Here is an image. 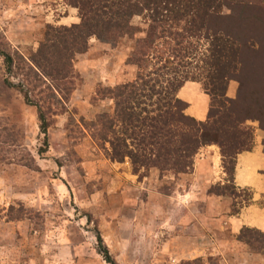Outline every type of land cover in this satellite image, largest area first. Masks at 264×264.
<instances>
[{
	"label": "rangeland",
	"instance_id": "rangeland-1",
	"mask_svg": "<svg viewBox=\"0 0 264 264\" xmlns=\"http://www.w3.org/2000/svg\"><path fill=\"white\" fill-rule=\"evenodd\" d=\"M63 1L0 0V47L29 62L47 24L68 25L59 23L66 12ZM223 13L229 10L223 8ZM131 24L134 37L115 45L90 38L87 50L74 55L72 83L57 82L59 88L52 83L53 93H39L44 86L31 89V103L5 83L0 57V264H110L98 251L97 233L116 264H238L228 251L209 255L198 250L228 240L226 229L207 236L203 226L193 230L196 220L190 216L180 222L193 210L174 192L188 186L186 178L172 172L161 177L156 167L135 174L128 158L110 160L93 136L96 117L113 105L108 98L97 100L96 89L135 76L128 55L146 25L140 16ZM198 43L202 52L207 42ZM17 64L14 71L26 70ZM258 72L261 76L264 66ZM21 76L10 81L22 84ZM38 108L46 118L45 134L39 129ZM244 126L252 141L256 129L264 131L257 119H247ZM236 192L238 207L248 192ZM205 205H195V213L199 208L204 214ZM258 252L264 254V249Z\"/></svg>",
	"mask_w": 264,
	"mask_h": 264
},
{
	"label": "trees",
	"instance_id": "trees-1",
	"mask_svg": "<svg viewBox=\"0 0 264 264\" xmlns=\"http://www.w3.org/2000/svg\"><path fill=\"white\" fill-rule=\"evenodd\" d=\"M65 3L77 9L78 22L47 24L30 63L21 56H16V60L8 48L0 47L7 74L5 83L18 89L28 103L32 102L31 89L44 86L39 93L45 90L53 93L52 83H72L74 55L87 50L90 38L112 45L125 36L132 38L136 28L131 20L140 16L146 25L144 34L134 38L128 55V61L136 66L135 76L113 87L96 89L97 100L108 98L113 105L110 112L96 117L93 136L110 160L128 158L133 173L138 175L141 170L145 175L152 167L160 175L190 172L198 150L205 144H216L226 180L210 186L208 193L229 195L233 198L231 213L237 214L243 204L236 207L234 201L239 196L233 183L235 157L250 149L253 142L244 123L257 119L264 129V73L260 76L258 72L264 66V24L260 22H264V0H65ZM223 8L229 13L224 14ZM253 12L256 15L251 18ZM202 39L207 46L199 52L198 41ZM17 62L26 70L14 71L15 64L20 68ZM19 73L23 83L13 84L10 77ZM231 80L238 84L234 98L226 95ZM186 81L199 82L210 97L204 121L184 112L187 103L177 96V91ZM60 89L64 93L65 88ZM38 117L39 129L45 134L47 122L40 108ZM208 133L216 136L215 140ZM206 137L209 141H205ZM247 192L244 204L251 199ZM96 237L98 251L105 261L116 264L99 233ZM237 239L252 250L264 249V232L259 229L244 226Z\"/></svg>",
	"mask_w": 264,
	"mask_h": 264
},
{
	"label": "crops",
	"instance_id": "crops-1",
	"mask_svg": "<svg viewBox=\"0 0 264 264\" xmlns=\"http://www.w3.org/2000/svg\"><path fill=\"white\" fill-rule=\"evenodd\" d=\"M63 4L66 12L58 22L68 25L77 23L79 20L77 9L66 5L64 1ZM236 90L237 82L234 80L229 81L226 95L234 98ZM177 96L187 103L184 110L187 115L198 121L206 119L210 97L199 82L186 81L178 89ZM263 142L264 131L256 129L251 148L242 150L235 157L233 183L237 189L249 191L251 197L247 204L240 207L237 214L231 213L233 199L230 196L208 193L210 186L222 184L226 180V174L221 166L220 150L216 144L212 143L201 147L191 172L179 175L188 180V186L183 190H174L177 193V200L186 201L193 206V210L186 213L188 216L183 214L180 222L184 224V220H188L190 217L193 220L195 219L196 222H192L190 226L193 230L197 229V231L203 226L207 236L210 232L219 233V229H226L228 232V240L222 239V243L218 247L217 243H214L212 246H204L198 249L202 253L210 255L216 250L220 254L228 251V257L234 256V258L229 259L238 261V264H264V254L262 252L251 250L250 247L237 239L240 229L244 226L264 232ZM201 201L206 203V212L203 214L197 208L195 213V205L198 206Z\"/></svg>",
	"mask_w": 264,
	"mask_h": 264
}]
</instances>
